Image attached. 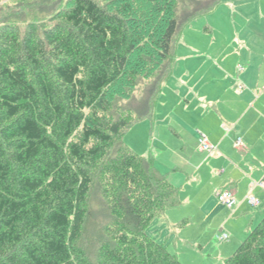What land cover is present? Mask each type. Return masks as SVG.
Returning <instances> with one entry per match:
<instances>
[{
	"label": "trees",
	"instance_id": "trees-1",
	"mask_svg": "<svg viewBox=\"0 0 264 264\" xmlns=\"http://www.w3.org/2000/svg\"><path fill=\"white\" fill-rule=\"evenodd\" d=\"M188 1L203 0H119L111 9L73 0L42 34L33 24L23 34L1 27L0 264H183L146 232L180 203L179 188L151 154L122 141L108 151L135 123L111 113L113 86L162 67L142 117L153 118ZM211 1L186 21L223 0ZM95 177L113 217L96 263L79 244ZM223 264H264V216Z\"/></svg>",
	"mask_w": 264,
	"mask_h": 264
},
{
	"label": "rangeland",
	"instance_id": "rangeland-1",
	"mask_svg": "<svg viewBox=\"0 0 264 264\" xmlns=\"http://www.w3.org/2000/svg\"><path fill=\"white\" fill-rule=\"evenodd\" d=\"M72 1L0 0V29L14 25L23 34L26 27L33 24L42 34ZM94 1L111 9L119 0ZM207 2L212 1H188L179 6L180 23L172 60L175 64L172 75L163 84L152 119L142 117L151 103L147 96L158 88L159 84L155 86L152 78L159 66L146 76L141 74L135 84L114 85L111 92V113L122 114L135 123L115 140L108 155L117 151L121 141L138 154H151L158 170L166 173L179 188L180 203L157 216L146 227V232L165 243L183 264H223L248 230L264 216V188L257 185L264 175L263 146H256L250 153L244 145H236L238 138L245 142L234 130L220 126L219 132H213L216 107H203L196 94L197 90H200L199 95L207 92L203 87L211 75L221 76L218 66L226 67L236 77L237 65L247 64L241 58L239 42L249 32L260 36L259 43L253 45L255 52L264 51V16L259 15L260 11L264 13V0L240 1L238 10L245 12L241 15L245 18L237 16L234 22L230 21L225 6L186 21L209 4ZM136 21L142 24L146 21L145 15H138ZM205 25L210 32L204 31ZM203 51L210 54L209 60L198 55ZM253 60L255 65L259 62V58ZM233 91L239 93L236 85ZM210 133L218 137L217 143L213 142L218 145L217 150L200 151L198 138L204 135L211 139ZM232 185L238 191L239 201L231 210L218 202L215 192ZM102 187L103 180L95 177L87 198V217L79 243L87 258L95 263L99 247L109 239L105 227L113 221ZM248 194L254 195L260 204L249 205L245 199ZM223 234H227L228 239L220 241Z\"/></svg>",
	"mask_w": 264,
	"mask_h": 264
},
{
	"label": "crops",
	"instance_id": "crops-1",
	"mask_svg": "<svg viewBox=\"0 0 264 264\" xmlns=\"http://www.w3.org/2000/svg\"><path fill=\"white\" fill-rule=\"evenodd\" d=\"M240 1L244 0H223L214 10H217L221 6H225L228 10L231 22H234L237 16L238 19H243L245 17H241V15H244L243 13L245 12L242 13L238 10V4ZM213 11L209 13H212ZM259 15L263 17L264 13L260 11ZM206 32H210V30ZM259 40V34L253 31L246 34L243 39H240L239 49L242 53L241 58L244 61H247V64L245 66L241 64L237 65L236 77H234L233 72L226 67H222V65L218 66L217 69L220 71L221 76L217 77L211 75L207 79V82H205L203 87V89H207V92L199 95L200 90L196 91L197 97L203 107L208 108L211 105L216 107V112H214L216 121L212 125L214 127L213 132H219L220 126L227 127L228 130H234L236 134L243 137L246 144L243 143L245 150L250 153L253 152L258 145L263 146L261 148H264V51L255 52L256 48L253 47V45L259 43ZM252 48L255 49L253 50ZM198 55L205 60L210 59V54L207 51L198 53ZM255 57L257 59L259 58V62L256 65L252 63L254 61L253 58L255 59ZM234 85L238 87L239 93L233 91ZM232 93H234V95H232ZM226 122H228V124ZM209 136L211 139L207 138L212 145L213 142L217 143V136L214 137L213 133H210ZM213 146V152H215L218 145L215 144ZM262 173L263 172H261V174ZM225 188L234 189L239 199L238 191L234 185ZM219 189H217L216 192Z\"/></svg>",
	"mask_w": 264,
	"mask_h": 264
},
{
	"label": "built area",
	"instance_id": "built-area-1",
	"mask_svg": "<svg viewBox=\"0 0 264 264\" xmlns=\"http://www.w3.org/2000/svg\"><path fill=\"white\" fill-rule=\"evenodd\" d=\"M236 145L242 146L244 144L242 140L238 138L236 141ZM198 146H199L200 151L214 150V146L210 143L208 138L204 135L198 138ZM257 185L260 186L261 188H264V175L262 176L260 181L257 183ZM216 198L218 202L224 204L227 208L231 210L238 204V201H239L236 191L232 188L219 189L216 192ZM245 199L247 203L253 207L258 206L260 204V201L252 194H248ZM227 239H228L227 234H223L221 237H219L220 241H225Z\"/></svg>",
	"mask_w": 264,
	"mask_h": 264
}]
</instances>
